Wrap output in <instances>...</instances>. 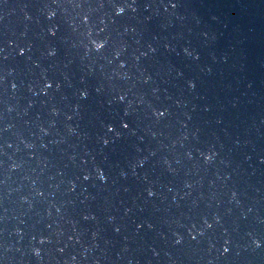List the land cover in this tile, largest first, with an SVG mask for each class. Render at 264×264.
Here are the masks:
<instances>
[{"label": "water", "instance_id": "water-1", "mask_svg": "<svg viewBox=\"0 0 264 264\" xmlns=\"http://www.w3.org/2000/svg\"><path fill=\"white\" fill-rule=\"evenodd\" d=\"M0 264H264V0H0Z\"/></svg>", "mask_w": 264, "mask_h": 264}]
</instances>
